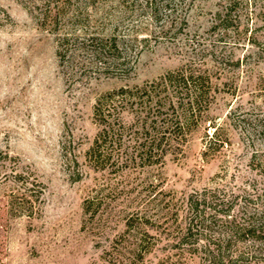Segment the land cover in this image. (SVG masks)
Returning <instances> with one entry per match:
<instances>
[{"label":"rangeland","instance_id":"1","mask_svg":"<svg viewBox=\"0 0 264 264\" xmlns=\"http://www.w3.org/2000/svg\"><path fill=\"white\" fill-rule=\"evenodd\" d=\"M181 68L212 87L182 148L93 167L97 98ZM263 176L264 0H0V264H264L262 235L230 234L264 221Z\"/></svg>","mask_w":264,"mask_h":264},{"label":"trees","instance_id":"2","mask_svg":"<svg viewBox=\"0 0 264 264\" xmlns=\"http://www.w3.org/2000/svg\"><path fill=\"white\" fill-rule=\"evenodd\" d=\"M58 12H55L56 15ZM229 14L227 11L226 16ZM47 17L52 16H44L43 20L47 21ZM75 40L74 34L66 33L58 38L57 58L60 64L64 62L68 47ZM90 41L92 54L104 55L112 61L109 66L115 69L123 68L125 64L120 61L114 37L105 40L92 37ZM211 91L210 76L206 72L195 73L181 68L141 86L121 87L99 96L93 108L98 131L87 152L88 160L93 167L103 169L111 160L115 165L113 158H116L115 161L126 158L132 162L156 158L153 162L156 163L171 151L180 150L208 108ZM217 136V129L213 127L212 134L205 135V147L210 148ZM147 163L150 165L152 162ZM17 177L21 178V175ZM27 195L24 191L20 194L16 211L23 213L28 205L30 213L26 215L31 216L33 210ZM191 207L197 209L196 204ZM246 223L231 227V237L244 234L256 238L262 235L264 239V221L257 225L256 221ZM207 259L212 264H223L225 261L227 264L236 263L234 259L225 260L219 254L207 256Z\"/></svg>","mask_w":264,"mask_h":264}]
</instances>
